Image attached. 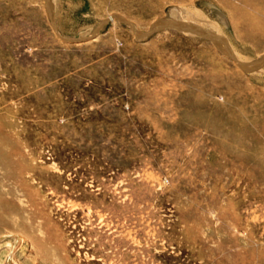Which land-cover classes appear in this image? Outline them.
Listing matches in <instances>:
<instances>
[{"label":"rangeland","instance_id":"1","mask_svg":"<svg viewBox=\"0 0 264 264\" xmlns=\"http://www.w3.org/2000/svg\"><path fill=\"white\" fill-rule=\"evenodd\" d=\"M263 57L264 0H0V264H264Z\"/></svg>","mask_w":264,"mask_h":264},{"label":"bare ground","instance_id":"2","mask_svg":"<svg viewBox=\"0 0 264 264\" xmlns=\"http://www.w3.org/2000/svg\"><path fill=\"white\" fill-rule=\"evenodd\" d=\"M214 38V37H213ZM215 40V39H214ZM263 59H264V57H263ZM264 61V60H263Z\"/></svg>","mask_w":264,"mask_h":264}]
</instances>
